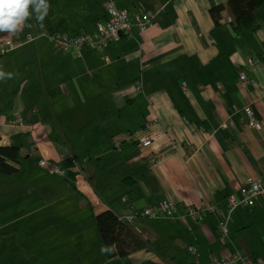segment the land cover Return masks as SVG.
Masks as SVG:
<instances>
[{
  "label": "crops",
  "instance_id": "0c3cea01",
  "mask_svg": "<svg viewBox=\"0 0 264 264\" xmlns=\"http://www.w3.org/2000/svg\"><path fill=\"white\" fill-rule=\"evenodd\" d=\"M109 2L131 18L156 15L145 33L132 28L109 46V63L91 47L64 52L48 38L93 35ZM49 3L43 28L32 19L15 35L0 33V66L16 74L0 81V146H17L22 156L9 162L12 174L0 172V224L48 211L35 222L57 223L45 247L61 254L60 264H209L237 252L264 264V196L236 209L225 244L218 214L202 222L187 214L208 205L224 215L230 194L264 179V6L260 27L245 36L235 32L227 0ZM218 5L226 9L216 26L210 10ZM6 42L14 46L3 52ZM249 57L262 67L248 66ZM242 73L261 88L241 83ZM249 105L260 130L245 123ZM149 123L157 137L142 150L139 132ZM165 200L176 204L175 218L133 225L147 249L125 258L101 253L99 214L123 219Z\"/></svg>",
  "mask_w": 264,
  "mask_h": 264
},
{
  "label": "built area",
  "instance_id": "2783aa9c",
  "mask_svg": "<svg viewBox=\"0 0 264 264\" xmlns=\"http://www.w3.org/2000/svg\"><path fill=\"white\" fill-rule=\"evenodd\" d=\"M156 15L151 12H143L135 15L131 18L130 13L127 9L118 8L113 2H109L107 5V18L104 24L98 26L97 31L93 35L81 34L79 36H68L63 34H55L48 36L50 41L61 51L69 52L73 49H81L83 47H91L92 49L100 52L102 60L105 63L110 62L109 55L106 53L109 46L113 43H118L127 33L135 28L138 33H145L154 24ZM35 39L29 37V41ZM14 44L12 42H6L3 52H7L12 49ZM246 63L251 68L262 67V62L259 59L249 57ZM240 81L244 85L251 83L261 88V84L258 81L249 79L244 73L240 76ZM135 89L138 93L143 91L142 84L137 82ZM184 90L186 87L184 86ZM264 97V92L261 98ZM244 120L246 125L251 129L260 130L262 125L257 121L252 106H247L243 109ZM152 124H146L145 128L139 133H145V137L139 141L140 149L148 148L156 139V134L151 130ZM149 131V132H147ZM147 132V133H146ZM76 164L75 161H71ZM42 166L49 170L53 174L64 177L66 171L61 170L47 160L41 162ZM264 196V179L255 178L248 179L246 184L239 190V196L230 194L228 196L227 211L221 214L220 210L215 206H199L188 209V216L197 222H202L207 214H218V233L220 241L225 244L229 237L228 224L230 223L233 213L236 209L240 208H251L255 205L259 197ZM177 213V206L174 202L165 200L156 208H147L142 213L134 212L131 215L121 219L128 225L133 226L135 223L144 218L159 219V218H175ZM188 252L197 256L198 252L194 247H189ZM209 264H261L258 260L251 256L243 255L241 253H235L229 256L222 257L220 259H213Z\"/></svg>",
  "mask_w": 264,
  "mask_h": 264
},
{
  "label": "trees",
  "instance_id": "16d2710c",
  "mask_svg": "<svg viewBox=\"0 0 264 264\" xmlns=\"http://www.w3.org/2000/svg\"><path fill=\"white\" fill-rule=\"evenodd\" d=\"M228 8L233 16L234 30L240 35H253L260 27L258 22V10L264 6V0H227ZM224 5H218L210 10V14L216 24L220 25ZM21 150L17 146H0V172L12 174L15 168L9 162H20ZM67 166H72L68 162ZM97 227L102 245L115 243V250L105 253L109 258H125L131 254L148 248L145 241L133 226L118 218L112 211L99 214L96 218Z\"/></svg>",
  "mask_w": 264,
  "mask_h": 264
},
{
  "label": "rangeland",
  "instance_id": "374dc122",
  "mask_svg": "<svg viewBox=\"0 0 264 264\" xmlns=\"http://www.w3.org/2000/svg\"><path fill=\"white\" fill-rule=\"evenodd\" d=\"M40 206L35 205L31 212ZM35 212L23 222L0 224V264H60L61 254L51 253L45 247V240L50 234L56 232L55 221H36L47 213ZM17 244L19 246H17Z\"/></svg>",
  "mask_w": 264,
  "mask_h": 264
},
{
  "label": "clouds",
  "instance_id": "9594fccd",
  "mask_svg": "<svg viewBox=\"0 0 264 264\" xmlns=\"http://www.w3.org/2000/svg\"><path fill=\"white\" fill-rule=\"evenodd\" d=\"M50 8L49 0H0V33L15 35L32 19L43 28ZM15 75L4 71L0 66V81L13 79ZM115 248V243L103 245L101 253L111 252Z\"/></svg>",
  "mask_w": 264,
  "mask_h": 264
}]
</instances>
